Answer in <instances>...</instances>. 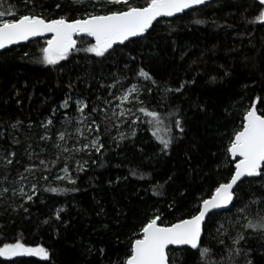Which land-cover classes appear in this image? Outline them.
I'll use <instances>...</instances> for the list:
<instances>
[{
  "label": "trees",
  "instance_id": "obj_1",
  "mask_svg": "<svg viewBox=\"0 0 264 264\" xmlns=\"http://www.w3.org/2000/svg\"><path fill=\"white\" fill-rule=\"evenodd\" d=\"M3 2L6 7L27 11L23 0ZM33 2L36 6L32 10L48 19L61 16L71 19L82 15L85 9L94 10L87 2L74 5L72 0ZM132 3L143 6L146 0H132ZM256 14L254 0H214L180 18L161 19L147 39L118 46L107 58L73 51L55 68L35 62L46 40L0 53V150L16 154L8 169V181L3 179L5 162H0V247L21 241L26 246H44L50 251L48 261L36 257L11 261L0 258V264L14 261L16 264H117L124 259L131 238L147 219L159 214L165 222H174L182 215L187 216L195 212L201 198H208L215 186L226 182L234 171L226 149L240 126L244 110L256 103L259 111L264 112L260 107L264 101V26L242 25L244 15L251 19ZM196 19L204 23L196 24ZM91 43L89 38H79L77 48H86ZM139 68L148 71L156 85L138 78ZM117 78L121 84L113 88L115 92L132 84L141 88L139 100L143 103L134 106L139 116L137 122L127 129L124 139H120L115 127L105 131L102 124L104 155L77 156L81 162L90 161L85 165L86 171L77 175L76 162L69 161L79 191L67 195L43 191L49 185L69 189L73 185L56 179L62 164L50 172H25V167L33 164L26 150L29 145L34 155L55 158L53 140L52 144L41 141L38 130L49 118L55 125L50 131L54 132L60 125L53 109L58 112L66 96L101 105L97 96H106L110 91L107 85L115 83ZM185 81L188 83L182 93L165 91ZM101 84L105 87H100ZM140 107L157 112L159 125L149 123L151 118L139 112ZM174 111H179L186 134L165 155L153 131L158 128L159 136H167L169 132L172 136L179 135L170 115ZM17 121L21 123L13 129L11 125ZM34 129L37 131L33 132ZM93 160L96 162L92 163ZM35 164L38 165V160ZM130 170L137 171L144 179L132 176ZM18 173L35 179L39 191L33 194L31 202L25 203L24 197L2 191L19 178ZM246 180L254 183H244L238 195L245 201L258 199L264 193L262 182L259 178ZM154 190L160 194L154 195ZM60 208L65 211L61 213L62 219L56 220L55 212ZM252 210L260 209L253 205ZM224 219L220 217L221 221ZM261 243L264 240L250 241L255 249L254 264H264ZM204 244L218 249L216 241L207 234ZM177 252L176 264H191L188 253Z\"/></svg>",
  "mask_w": 264,
  "mask_h": 264
},
{
  "label": "snow or ice",
  "instance_id": "obj_2",
  "mask_svg": "<svg viewBox=\"0 0 264 264\" xmlns=\"http://www.w3.org/2000/svg\"><path fill=\"white\" fill-rule=\"evenodd\" d=\"M80 2L81 0H72L74 5ZM30 3L31 7H29ZM87 3L94 9L93 11L85 9L82 15L71 19L67 16L48 19L43 13H36L32 10L36 6L33 0H23L27 11L14 10L13 6L6 7L3 0H0V50L36 37L50 35L51 38L47 39L46 46L41 49V55L35 59L36 63L45 67L55 68L61 61L67 60L73 51L82 50L98 58H107L116 50L117 45L135 43L139 38L147 39L150 30L155 31V25L161 19L180 18L181 14H187L188 10L208 6L211 0H146L143 6L135 5L132 0H87ZM254 3L257 7V14L251 19L244 15L242 25L264 26V0H254ZM56 7L59 8L60 5ZM247 11L246 8L245 13ZM194 23L203 24L204 21L196 19ZM171 30L174 31V29ZM81 36L91 38L94 43L86 48L78 49L76 37ZM24 55L28 56V53ZM130 58L135 59V57ZM136 75L152 85L157 83L144 68H139ZM187 83L185 81L175 89L166 88L165 91L182 93ZM120 84L121 81L117 78L115 83L107 87L112 89ZM100 87H105V85L101 84ZM139 95L140 91L136 85L128 87L126 91L118 95L109 91L108 97L119 100V104L116 105L120 109L118 113L115 109L109 110L113 100L107 98L101 100V97L97 96V100H101L103 105L101 106L90 104L82 99H74L70 95L66 96L59 107L67 110L74 104L78 115L63 117L62 130H57L59 135L55 140H53L55 133L41 136V140H53V147L56 149L55 158H40L39 154L34 155L29 152L28 156L33 164L26 166L25 172H50L57 164H62L61 171L64 175H58L56 179L73 185V187L69 189L49 185L43 191L53 195H67L70 192L79 191V188L75 187L77 180L69 170L71 166L69 161L76 162L78 175L87 170L85 165L90 162L89 160H83V162L77 160L79 154L84 153L89 157L103 156L105 143L102 139L104 131L101 125H105L104 130L106 131L109 127L118 129L122 123L129 120L135 124L136 119L132 117H135L136 113L131 108H125L124 105L135 102L142 104L143 101L139 100ZM260 107L264 108V101L260 102ZM138 111L151 118L149 123L156 122L159 125L161 122L155 111H149L144 107H140ZM55 114L56 109H53V115ZM170 115L174 117V128L179 135L172 136L169 132L167 136H159L158 128L153 131V136L157 138L161 146L160 151L165 155L169 153L174 143L182 140L186 134L185 124L180 118L179 111H174ZM20 123L17 121L11 127L16 129ZM43 126L46 133L50 131L55 127L53 119H47ZM70 128L74 131H70ZM124 138L123 135L120 136V139ZM69 141L72 143L69 144ZM28 147L31 148V145ZM226 152L231 161L235 162L230 178L215 186L208 198H201L195 205V212L187 216L182 215L174 222H165L159 214L147 219L140 231L131 238L124 259L118 261L117 264H176L177 250L179 254L188 253L192 258L191 264H254L255 249L250 246V241L253 238L264 240V193L258 199L248 201L238 194L241 193L244 183H254L253 180L245 178H259L262 182L261 187H264V112L259 111L256 103L244 110L240 126L234 131ZM15 155V152H8L3 158L5 161L3 179L5 181L9 179L8 169L13 165ZM36 160H38V165L35 164ZM130 174L144 179V176L135 170H130ZM18 175L20 181H14L16 183L27 179L24 173H18ZM43 178L48 179L47 176ZM171 179L169 177V180ZM156 187L162 186L157 185ZM8 190L4 188L3 192L7 193ZM16 191L19 192L21 198L27 197L24 201L27 203L33 201V194L37 193L39 188L33 183L30 192H25L23 187L14 190V195ZM153 194L159 195L160 193L154 190ZM253 205H258L260 210L253 211ZM24 211L27 212L28 209L24 208ZM64 211V208L56 210L55 219L61 220V213ZM221 216L225 217L224 221L220 220ZM212 228H215L214 232ZM206 234L216 241L217 250H213L211 246H205ZM260 247L264 249V243H261ZM100 251L103 252V249ZM261 255L264 256V252ZM0 257L8 261L13 260L14 257H36L42 261H48L50 251L44 246L31 247L21 241H16L4 243L0 247ZM13 264L16 262L14 261Z\"/></svg>",
  "mask_w": 264,
  "mask_h": 264
},
{
  "label": "rangeland",
  "instance_id": "obj_3",
  "mask_svg": "<svg viewBox=\"0 0 264 264\" xmlns=\"http://www.w3.org/2000/svg\"><path fill=\"white\" fill-rule=\"evenodd\" d=\"M85 2H87V0H81V2L80 3H85ZM88 11H93V10H88ZM6 19H8V18H10V17H5ZM132 85H136L137 86V88L139 89V91H141V88H140V86L138 85V84H132ZM131 85V86H132ZM131 86H129V87H131ZM127 89V88H126ZM126 89H124V90H121L120 92H115L114 90H113V88L112 89H110V91H112L114 94H122L124 91H126ZM72 97V96H71ZM73 98L74 99H82V100H84L83 98H80V97H76V96H73ZM104 98H107V99H110V100H113V103L110 105V108H109V110L111 111L112 109H115V111L118 113L119 112V108H117L116 107V105H118L119 104V100H114L113 99V97H108V93L106 94V96H104V97H102L101 96V100L102 99H104ZM84 101H86V100H84ZM101 102V101H100ZM137 102H135V103H133V104H125L124 105V107L125 108H131L132 110H133V112H135L136 113V111H135V108H134V106H135V104H136ZM101 104V103H100ZM101 106H103L102 104H101ZM65 115H69V116H75V115H78V113H76L75 112V105L74 104H72L70 107H69V109H67V110H65V109H63V108H59V110H58V112H56V114L54 115V116H56V117H58V122H59V126H57V128L55 129V131L54 132H52V131H48L47 133H46V130H45V127L42 125L41 126V128L38 130V137H40L39 139L41 140V136L42 135H45V134H47V135H52V133H55L56 135L53 137V140H55L56 138H58V135H59V132L57 131V130H62V128H61V121H62V119H63V117L65 116ZM137 117H139L138 116V114L136 113V116L135 117H132V119H136V122H137ZM47 121V120H46ZM46 123V122H45ZM117 123L118 124H121V122L120 121H117ZM131 120H129L128 122H124V123H122L121 124V126L117 129L116 128V131H117V133H118V135H124L125 133H126V131H127V129L131 126ZM134 125V124H133ZM70 131H74V129H69ZM35 131H37L36 129H34V131L33 132H35ZM42 141V140H41ZM47 142H50L51 144H52V140H48ZM69 144H71L72 143V141H69L68 142ZM27 151H29V152H33L31 149H29L28 147H27V149H26ZM10 152H13V151H10ZM6 156V154H5V152L4 151H1L0 150V162H3L4 161V157ZM5 162V161H4ZM75 166H76V163H75ZM57 174L58 175H64V173L61 171V169H59L58 170V172H57ZM14 181H20V177L19 178H17L16 180H14ZM14 181H11L10 182V184L9 185H4L5 187L4 188H8L9 190V192L11 193V195L12 196H16V197H20V195H19V192L18 191H16V194L14 195L13 194V192H14V190H17L18 188H20V187H23L24 188V191L25 192H30V189H31V186H32V184L33 183H35V179H33V178H31L30 176H27V179L26 180H24V181H22V182H19V183H16V182H14ZM36 184V183H35ZM3 188V189H4ZM3 189H2V191H3ZM26 200H27V197L25 196L24 197ZM1 259H4V258H2V257H0ZM18 258H20V257H14L13 258V260H16V259H18Z\"/></svg>",
  "mask_w": 264,
  "mask_h": 264
},
{
  "label": "water",
  "instance_id": "obj_4",
  "mask_svg": "<svg viewBox=\"0 0 264 264\" xmlns=\"http://www.w3.org/2000/svg\"><path fill=\"white\" fill-rule=\"evenodd\" d=\"M212 1H214V0H211V2ZM202 7V6H201ZM189 11H191V10H188V12ZM183 14H181V16H182ZM174 18H176V17H173V18H163V19H174ZM151 31V30H150ZM49 38H51L50 37V35H48V36H44V37H36V38H33V39H31V40H29V41H27V42H22L21 44H18V45H12L10 48H8V49H4V50H0V53H2L3 51H5V50H9V49H11V48H14V47H19V46H22V45H26V44H28L29 42H32V41H36V40H46L47 41V39H49ZM79 38H89V37H86V36H81V37H76V39H77V41H78V39ZM89 39H91V38H89ZM92 40V39H91ZM93 41V43H94V40H92ZM127 44V43H126ZM118 46H125V45H117V46H115V48L116 47H118ZM77 47H78V44H77ZM230 157V156H229ZM231 159V158H230ZM232 163L234 164L235 162L234 161H232ZM245 179H255V178H245Z\"/></svg>",
  "mask_w": 264,
  "mask_h": 264
}]
</instances>
